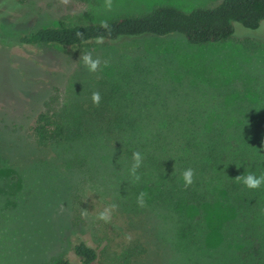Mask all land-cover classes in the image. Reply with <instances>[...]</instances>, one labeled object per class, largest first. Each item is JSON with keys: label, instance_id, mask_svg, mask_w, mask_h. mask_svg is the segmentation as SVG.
<instances>
[{"label": "rangeland", "instance_id": "1", "mask_svg": "<svg viewBox=\"0 0 264 264\" xmlns=\"http://www.w3.org/2000/svg\"><path fill=\"white\" fill-rule=\"evenodd\" d=\"M22 1L18 6L0 0V264H81L74 253L77 237L97 247L106 235L114 245L127 242L126 235L140 238L147 253L136 264H255L259 243L254 227L250 222L235 225L254 221L252 211L232 209L225 200L207 208L185 203V219L195 229L192 242L180 251L166 213L133 210L137 200L128 191L117 148L102 136L40 148L30 127L52 96L59 97L58 105L81 110L90 101L94 81L136 58L161 60L163 80L184 81L189 91L197 86L187 82H201L206 92L238 90L244 84L264 87V22L255 31L236 24L234 39L207 46L191 45L180 35L83 47L11 46L7 41L41 28L99 23L164 5L191 11L222 0H113L111 11L105 9V0H70L67 5L59 0ZM243 39L260 48L249 49ZM83 52L100 59L97 72L84 67ZM110 205H116L110 222L97 219ZM76 209L82 224L75 226Z\"/></svg>", "mask_w": 264, "mask_h": 264}, {"label": "trees", "instance_id": "2", "mask_svg": "<svg viewBox=\"0 0 264 264\" xmlns=\"http://www.w3.org/2000/svg\"><path fill=\"white\" fill-rule=\"evenodd\" d=\"M78 1L92 4L97 0ZM13 2L23 4L22 0ZM106 22L107 29L101 27L102 22L41 28L7 44L83 47L92 42L118 44L125 39L173 35L195 46L221 44L234 39L236 24L253 31L261 27L264 0H222L216 6L191 11L156 6L144 14L121 15ZM78 32L82 35L77 36ZM241 41L251 50L260 48L250 46L248 39ZM163 65L151 57L119 64L109 75L94 81L90 101L80 108L82 112L67 104L58 105L59 97L52 96L30 127L35 144L40 148L66 146L102 136L121 156L129 193L136 200L141 192L146 193V205L136 203L133 210L146 207L152 213H166L180 251L192 242L195 229L185 219V203L207 208L225 200L232 209L252 211L254 221L235 225L252 224L259 243L255 264H264V184L248 189L235 179L250 173L257 178L264 175V87L254 89L244 84L238 90L226 87L206 92L201 82H187L197 86L189 91L184 81H164ZM93 92L100 93L98 106L91 99ZM204 92L206 96H201ZM137 151L143 156L136 173L138 181L130 174ZM188 168L194 170V182L185 188L182 173ZM81 224L76 209L73 225ZM74 253L81 264H136L147 248L138 237L114 245L106 235L97 247L77 237Z\"/></svg>", "mask_w": 264, "mask_h": 264}, {"label": "clouds", "instance_id": "3", "mask_svg": "<svg viewBox=\"0 0 264 264\" xmlns=\"http://www.w3.org/2000/svg\"><path fill=\"white\" fill-rule=\"evenodd\" d=\"M70 0H59V3L63 5L69 4ZM113 6V0H105L104 7L106 10L111 11ZM101 27L103 28H108V24L106 21H103L101 23ZM82 35L81 33H77V36ZM102 39V38H98ZM80 60L82 61L84 67L89 71V72H97L100 68L101 61L99 58H93L91 52H83L81 55ZM107 65V62H105V66ZM91 99L95 105H99L100 103V93L99 92H93ZM143 162V156L142 154L137 151L133 153V163L130 169V174L135 177V179L138 181L140 177L136 174L137 170L142 166ZM193 177H194V170L191 168L186 169L182 173V180L184 182V187L187 188L193 184ZM237 181H242L243 184L248 188V189H259L262 184H264V175L260 176L257 178L255 174L250 173L248 175H240L235 178ZM145 196L146 193L141 192L139 196L137 197V203L140 207H144L146 205L145 201ZM116 205H110L109 207H106L104 211L100 212L97 219L103 220L105 222H110L111 220V213L115 209ZM127 240H131L130 235H126L125 237Z\"/></svg>", "mask_w": 264, "mask_h": 264}]
</instances>
